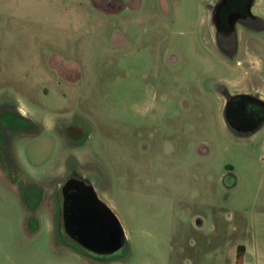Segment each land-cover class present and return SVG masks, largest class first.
<instances>
[{"label": "rangeland", "instance_id": "1", "mask_svg": "<svg viewBox=\"0 0 264 264\" xmlns=\"http://www.w3.org/2000/svg\"><path fill=\"white\" fill-rule=\"evenodd\" d=\"M215 1L0 0V264H236L239 244L264 264V125L222 115L225 88L264 96V27L224 55ZM82 175L126 239L97 258L54 223Z\"/></svg>", "mask_w": 264, "mask_h": 264}, {"label": "flooded vegetation", "instance_id": "2", "mask_svg": "<svg viewBox=\"0 0 264 264\" xmlns=\"http://www.w3.org/2000/svg\"><path fill=\"white\" fill-rule=\"evenodd\" d=\"M254 2L255 0H216L211 6L213 42L216 49L224 55L236 57L241 34L244 31L256 32L264 27L263 16L253 9ZM245 64L246 60L236 59L232 66L244 67ZM224 92L222 115L226 126L248 134L264 125V98L257 90L225 88ZM81 194L75 186L69 189L67 231L71 233L70 244L93 258L114 252L121 244L120 229H103L98 224L92 226L86 223Z\"/></svg>", "mask_w": 264, "mask_h": 264}, {"label": "water", "instance_id": "3", "mask_svg": "<svg viewBox=\"0 0 264 264\" xmlns=\"http://www.w3.org/2000/svg\"><path fill=\"white\" fill-rule=\"evenodd\" d=\"M75 186L81 194L82 204L84 205V212L86 215V223L88 222L90 225L93 224L96 226L97 224L103 228H110V229H120L121 235L123 237V229L121 224L115 215V213L98 197L97 193L95 192L94 188L86 183L85 180L80 178L71 177L68 178L62 185L63 190V211H64V228L66 233L69 234L71 237V233L67 231V203H68V194L69 189ZM90 226V227H92ZM120 238L121 244L116 250H119L123 242L125 244V239Z\"/></svg>", "mask_w": 264, "mask_h": 264}, {"label": "crops", "instance_id": "4", "mask_svg": "<svg viewBox=\"0 0 264 264\" xmlns=\"http://www.w3.org/2000/svg\"><path fill=\"white\" fill-rule=\"evenodd\" d=\"M263 98H264V96H263ZM256 130H253L250 133H253ZM73 177H75V176H73ZM75 178H80V179L85 180L89 185H91L94 188V190H95L96 193L99 192L98 185H97V181H95L93 179H87V177L85 175L77 176ZM12 185H13V187L15 189V194L18 196V198H19V200L21 202L22 208H25L27 211H29V208L27 206V202L25 201V195L23 194V191L21 190V188L18 186L17 183H12ZM62 185L63 184H59L57 186V192H58V194H56V201H55V204H54V215H55L54 223H55L56 226H58V229H60L61 231L64 230V226H63L64 225V211H63V198L64 197H63ZM97 195H98V193H97ZM41 205H42V203L40 204V206H38V210L41 208ZM204 229H205V224L202 223L201 226H200V228H199V231H201V232L202 231H205ZM60 230H58V233L61 232ZM207 230L209 232V234H208L209 236H212L213 234L216 235L217 232L219 233V227L214 222H211L210 223V226L207 228ZM228 230H229V227H228ZM56 232H57V230L54 231V233H56ZM123 234H124V231H123ZM208 235H205V236H208ZM123 237L125 239V236L124 235H123ZM125 241H126V239H125ZM209 242H211V244L213 243V241H211V240ZM231 244H232L231 243V240H228L226 242V246L224 247V251H227L228 257L230 255L232 256ZM253 245L249 246L247 244H239L237 246V248H235L236 251L234 252V256H235L234 257V260L236 261V259H237L238 247L239 246H243L245 248L244 264H250L248 262L249 258L250 257L253 258L254 255L257 254L256 253L257 250L254 248ZM72 247H70V250L72 252L76 253L77 256L80 257V256L83 255L82 252H79L78 250H76V248L73 249Z\"/></svg>", "mask_w": 264, "mask_h": 264}, {"label": "trees", "instance_id": "5", "mask_svg": "<svg viewBox=\"0 0 264 264\" xmlns=\"http://www.w3.org/2000/svg\"><path fill=\"white\" fill-rule=\"evenodd\" d=\"M245 248L243 246L238 247L236 264H244Z\"/></svg>", "mask_w": 264, "mask_h": 264}, {"label": "clouds", "instance_id": "6", "mask_svg": "<svg viewBox=\"0 0 264 264\" xmlns=\"http://www.w3.org/2000/svg\"><path fill=\"white\" fill-rule=\"evenodd\" d=\"M144 112H147V109H144Z\"/></svg>", "mask_w": 264, "mask_h": 264}]
</instances>
